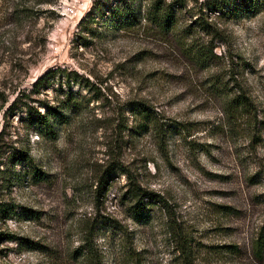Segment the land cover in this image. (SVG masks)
Returning <instances> with one entry per match:
<instances>
[{"label": "rangeland", "instance_id": "374dc122", "mask_svg": "<svg viewBox=\"0 0 264 264\" xmlns=\"http://www.w3.org/2000/svg\"><path fill=\"white\" fill-rule=\"evenodd\" d=\"M45 1L0 0V264H264V9L85 29L95 0ZM50 107L54 135L28 119ZM130 182L156 196L134 208Z\"/></svg>", "mask_w": 264, "mask_h": 264}, {"label": "trees", "instance_id": "16d2710c", "mask_svg": "<svg viewBox=\"0 0 264 264\" xmlns=\"http://www.w3.org/2000/svg\"><path fill=\"white\" fill-rule=\"evenodd\" d=\"M57 0H47L45 2L53 5ZM147 2V7L144 10H140L138 5L134 0H111L110 3L105 2V0H95L90 10L86 15L80 20L79 25L84 24L85 29H91L88 24L91 21H95L97 18L101 19L104 24L108 27H120L125 25H134V22L140 16V11H142L143 16L155 26L161 29H172L175 23L174 9L175 4L180 3V0H173L165 3L163 0H144ZM205 5L211 13H216L217 16L228 18L236 15L254 16L260 13L264 9V0H206ZM54 13L53 8L50 10ZM210 23L203 21V27L207 29ZM208 31V30H206ZM204 52V53H203ZM200 53L201 57H206L211 50L203 51ZM48 72L40 75L33 83L32 90L36 91L42 86L43 80L45 79ZM22 96V94L20 95ZM70 99V96L68 97ZM67 99V100H68ZM17 106V98L8 106L7 110H13ZM228 108L232 112H242L245 113L247 117L251 116L253 113V106L249 98L244 93H238L228 100ZM134 110L142 116L146 121H153L155 125V130L158 135H164V128L161 121L156 119V115L151 112L150 108L143 103H137ZM48 112L41 115L37 112V117L33 118L32 114H29V121L31 125L40 124L42 125V132L44 134L54 135V124L51 121L53 117V112L51 113L50 107V121L48 118ZM55 117V115H54ZM145 125V124H144ZM54 136H52L53 138ZM26 159L22 151H19L15 155V161L21 162ZM35 174L36 171H33ZM131 180V179H130ZM131 183L130 194L136 199L133 207L139 208L144 206V198H154L156 195L152 192H147L138 185ZM101 184V183H100ZM0 211L4 214V217H11L14 214V206L12 204H1ZM264 244L261 240L256 243V249L258 253L262 252V247ZM181 252L184 254L185 259L188 257L187 250L184 245L181 246ZM187 261V260H186Z\"/></svg>", "mask_w": 264, "mask_h": 264}]
</instances>
